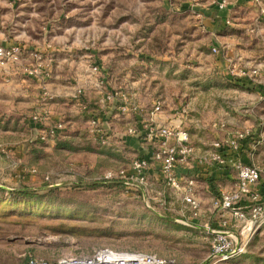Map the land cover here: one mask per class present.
Instances as JSON below:
<instances>
[{"label": "rangeland", "instance_id": "obj_1", "mask_svg": "<svg viewBox=\"0 0 264 264\" xmlns=\"http://www.w3.org/2000/svg\"><path fill=\"white\" fill-rule=\"evenodd\" d=\"M219 1L0 0V43L49 46L65 73L92 55L106 90L123 91L140 107L186 101L196 156L235 131H248L251 147L243 156L259 168L262 193L264 90L258 95L248 79L241 86L233 73L264 64V0H227V8L218 9L222 20ZM2 83L0 78V264L87 256L100 248L152 252L178 264L207 262L206 228L229 220L211 208L218 191L229 188L208 173L228 169L199 167L197 175L206 177L197 181L212 185L193 216L162 180L142 195L103 179L138 156L124 135L129 117L101 118L108 135L102 144L90 136L76 105L64 115L59 136L42 141L30 122L34 104ZM219 121L222 131L213 129ZM231 182L227 187L233 176ZM24 189L28 197L12 194ZM219 264H264V227L243 254Z\"/></svg>", "mask_w": 264, "mask_h": 264}, {"label": "built area", "instance_id": "obj_2", "mask_svg": "<svg viewBox=\"0 0 264 264\" xmlns=\"http://www.w3.org/2000/svg\"><path fill=\"white\" fill-rule=\"evenodd\" d=\"M227 6V0L218 2L219 10H225ZM45 50L48 51V48L38 50L15 42L0 45V76L5 82H9L16 71H21L40 84L41 99L30 115V122L32 128L39 131V139L42 141L59 136L63 127L62 122L47 124L51 117L48 101L52 99L47 81L52 76L55 59ZM212 52L216 53L217 49L212 48ZM84 59L83 73L70 78L68 96L85 113L90 136L99 143H107L108 135L101 128L98 111L103 110L106 104L116 101V114L120 117H130L131 120L125 130V136L146 142H157L150 158L137 156L126 169L107 172L103 179L118 181L125 189L138 191L143 195L149 187L148 175L151 169L156 168L164 184L173 193L180 194L181 200L189 207L192 215L197 216L200 211V203L194 195L197 173L191 176L186 174L179 176L176 168L190 167L191 164L198 173L202 171L199 167L213 166L228 169L230 174H233L234 184L229 189L218 191L212 199L211 208L221 217L227 215L229 220H221L215 228H206L210 236V252L205 264L226 263L243 254L254 235L264 227V199L260 192L261 172L253 163L243 161L242 156L245 151L240 152L241 144L246 141L249 132L235 131L232 136L213 142L209 152L196 156L189 132L182 125V121L188 115L189 104L186 101L170 109L179 116L177 124L162 123L158 119V115L164 110L162 102H154L150 111L144 114L143 109L133 103L127 93L106 90L104 72L92 59V55H86ZM233 74L241 79H251L255 85L264 88V64L251 67L247 71L238 69ZM89 90L97 91L101 95L96 108L84 104V96ZM224 127L225 124L221 121L213 124V129L217 131H222ZM21 264L178 263L174 259L152 252L100 248L87 256H63L55 260L28 257Z\"/></svg>", "mask_w": 264, "mask_h": 264}, {"label": "crops", "instance_id": "obj_3", "mask_svg": "<svg viewBox=\"0 0 264 264\" xmlns=\"http://www.w3.org/2000/svg\"><path fill=\"white\" fill-rule=\"evenodd\" d=\"M216 11L220 13L218 8H216ZM220 14H221L220 19L222 20L223 15H222V13H220ZM10 43H12V42L4 41L3 43H0V45H8ZM45 48H48V51L45 50L47 52V54H52V56H53V54L55 52L52 49H50L51 47H49V46L47 47L46 45H44L43 47L36 48V49L44 50ZM66 52H69V51H65V53ZM54 55H56V54H54ZM58 57H59V55L56 58H58ZM83 58H84V56H83ZM58 61H56V62H58ZM62 61H68V60L66 58H63ZM252 67H254V66H252ZM242 68H245V67L241 66V69ZM249 68H251V67H249ZM83 71H84L83 61H81V63L79 62L78 64H75V66L72 67V70L67 71V73L64 72V67L61 66V63H59V64L54 63L53 69H52V76L47 81L48 82L47 88H48V90L52 96V99H50L48 101V104H49L48 107H49L50 115H51L50 122L47 123L48 125L50 123H53V122H62V123L64 122V127H65L64 115H66L67 112L74 111L75 110L74 108H76L75 106L77 105L74 102H72L68 96L69 92H70V78L72 76L79 74V73H83ZM106 76H107V73H106ZM0 78H1V76H0ZM243 79H247V78H243ZM248 81H250V84H253L254 86H256L253 83V81H251V79H248ZM125 83H127V82H125ZM2 84L7 87L9 92H15L17 90L21 91L23 93V96H25L30 103L34 104V106H36L40 102L41 95H40V84H39V82L33 78H28L21 71H16V73H14L11 76V79L9 82L4 81V83H2ZM107 86H109V83H107ZM119 88H122L123 90L127 89L126 87L123 88L122 86ZM255 90L257 91V94L261 96L260 92H258V89H255ZM100 98H101V95L99 92L89 90L86 92V95L84 96L83 101H84L85 105H88L89 107L93 108V105L94 104L96 105L97 101H99ZM69 103L72 106L69 107L68 106ZM73 104H75V105H73ZM170 105L171 104L166 105V107H164L163 112L158 115V119L162 123L177 124L179 122V116L170 111V109H171ZM151 106L152 105L141 104V108L143 109V113L145 114L148 111H150ZM167 107H170V108L167 109ZM116 108H117V102L116 101H113L112 103L106 104L103 110L98 111L99 120H101V118L102 119L106 118V116L109 119L112 114H114V113L116 114ZM80 112H82V111L80 110ZM84 115H85V113H84ZM115 116H117V115H115ZM187 117H188V115L182 121V125L189 132V129H188L187 124H186L187 123ZM113 118L114 117H112V119ZM129 119H130V117H129ZM127 126H128V124H126V128H127ZM32 130L35 131L37 134L39 133V131L36 128H32ZM124 135H125V133H124ZM189 135H190V133H189ZM113 136H116V135H113ZM126 138H127L126 142L128 140L130 142V144H132L134 146L133 150L138 151V156H143L146 158L151 157V155H152V153L155 150L156 145H157V142H146V141L138 140V139L132 138V137H126ZM190 139H191V135H190ZM140 143H144V144H140ZM244 157L245 156H243V158H242L243 161L247 162V160H245ZM195 172H197V170L195 169V166H193L192 169H190V167H177L176 168V173L179 176L182 174H186V175L191 176ZM212 174L217 179L219 178L221 185H223V187L226 186V188H231V187H227L228 184H232V182H231L232 176H231V174H229V172L227 170L210 171L208 173V175L211 176V178H214L212 176ZM205 177L206 176H204L202 174H198L196 177V182H195L194 195L200 203H201V200L203 198L202 195H203L204 191L207 190L212 185L211 183L210 184L207 183L208 180H206L205 182L197 181V179H200V178L205 179ZM148 180H149V186L150 187H160L162 184V182H160V180H162V177L160 175V172L156 168L151 169V171L148 175ZM155 180H156V182H155ZM227 181H228V183H226ZM229 181L231 183H229ZM210 189H211V187H210ZM201 190H203V191H201ZM175 196L180 197L181 195L176 194ZM262 196L264 199V188H262Z\"/></svg>", "mask_w": 264, "mask_h": 264}, {"label": "trees", "instance_id": "obj_4", "mask_svg": "<svg viewBox=\"0 0 264 264\" xmlns=\"http://www.w3.org/2000/svg\"><path fill=\"white\" fill-rule=\"evenodd\" d=\"M237 80V82H239L240 83V85L242 86V85H246L247 86V82H245L244 80H246V79H236ZM257 87L255 88V89H258V91H262V90H264V88L263 87H261V86H258V85H256ZM251 144V140L249 139V138H247L246 139V141H244L242 144H241V149H240V152H244V151H246V150H248V146ZM251 151H252V149H251ZM250 151V152H251ZM212 181V179L210 180V182ZM120 184V183H119ZM121 185V184H120ZM15 193H12V194H16L17 196H21V197H25V196H27L28 195V192H27V190L26 189H24V190H18V191H14ZM28 197V196H27ZM92 254V253H91ZM90 255V254H89Z\"/></svg>", "mask_w": 264, "mask_h": 264}]
</instances>
